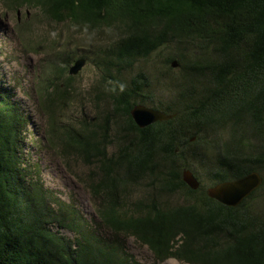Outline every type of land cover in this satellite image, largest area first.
Masks as SVG:
<instances>
[{"label":"trees","instance_id":"trees-1","mask_svg":"<svg viewBox=\"0 0 264 264\" xmlns=\"http://www.w3.org/2000/svg\"><path fill=\"white\" fill-rule=\"evenodd\" d=\"M2 1L120 37L96 62L95 105L107 101L105 111L76 124L58 120L76 96L70 67H54L39 90L51 147L91 168L86 184L99 222L24 166L29 119L0 77V264H147L121 234L160 260L264 264V210L255 204L264 181L238 206L208 194L251 171L264 178V0ZM165 51L179 76L166 78L173 93L164 100L147 73L130 79L126 71ZM138 104L173 116L140 127L131 113ZM185 169L201 181L197 189L183 179ZM140 186L146 193L132 201ZM174 195L183 202L162 201Z\"/></svg>","mask_w":264,"mask_h":264},{"label":"rangeland","instance_id":"rangeland-1","mask_svg":"<svg viewBox=\"0 0 264 264\" xmlns=\"http://www.w3.org/2000/svg\"><path fill=\"white\" fill-rule=\"evenodd\" d=\"M120 37L119 32L103 26L101 30L83 29L70 19L56 22L47 18L37 8H9L0 0V77L21 105L29 119L22 147L24 166L36 170L49 187L65 201L76 200L78 207L90 221L99 222L98 201L86 184L91 170L81 158L64 159L58 150L51 147L48 137L49 117L42 109L40 86L50 77L54 67L69 68L79 57L86 62L75 74V99L60 113L58 120L67 124H76L83 117H93L99 112L95 105L97 88L101 78L97 60L102 48L108 47ZM168 52L154 53L136 61L133 68L126 71L132 78L141 71L150 76L155 89L164 100L171 96L172 83L166 78L179 76L177 66L169 67L166 63ZM64 79V77H61ZM60 80V79H59ZM104 101V100H103ZM101 101V110L109 108V103ZM132 201L146 192L140 186ZM168 205L183 202L179 195L165 198ZM255 204L264 210V190L257 196ZM58 229L57 226L54 227ZM60 231L75 239L76 234L62 228ZM105 235L112 234L103 229ZM126 247L139 261L147 264H192L176 257L165 260L157 259L147 244L135 236L121 234Z\"/></svg>","mask_w":264,"mask_h":264},{"label":"water","instance_id":"water-1","mask_svg":"<svg viewBox=\"0 0 264 264\" xmlns=\"http://www.w3.org/2000/svg\"><path fill=\"white\" fill-rule=\"evenodd\" d=\"M85 62V57L76 59L74 65L70 66V73H77ZM173 65L176 66L177 62H174ZM131 113L140 127H145L158 120L170 119L173 116L172 114H167L162 110L143 104L136 105ZM183 179L194 189H197L201 184V181L191 169L183 171ZM263 181L264 178L259 171H251L240 178L222 181L210 186L208 194L225 205L238 206L254 190L260 187Z\"/></svg>","mask_w":264,"mask_h":264}]
</instances>
